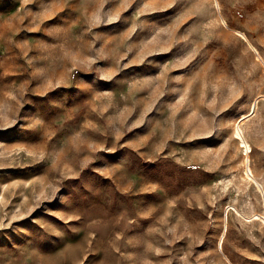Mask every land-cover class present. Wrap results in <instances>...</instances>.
Masks as SVG:
<instances>
[{"label": "rangeland", "instance_id": "rangeland-1", "mask_svg": "<svg viewBox=\"0 0 264 264\" xmlns=\"http://www.w3.org/2000/svg\"><path fill=\"white\" fill-rule=\"evenodd\" d=\"M0 264H264V0H0Z\"/></svg>", "mask_w": 264, "mask_h": 264}]
</instances>
